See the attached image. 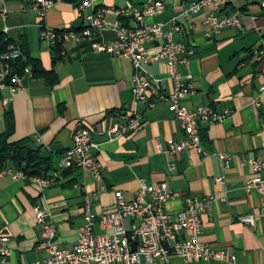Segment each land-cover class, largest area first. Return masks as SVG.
I'll list each match as a JSON object with an SVG mask.
<instances>
[{
  "label": "crops",
  "instance_id": "obj_1",
  "mask_svg": "<svg viewBox=\"0 0 264 264\" xmlns=\"http://www.w3.org/2000/svg\"><path fill=\"white\" fill-rule=\"evenodd\" d=\"M152 1L92 3L96 8L120 10L126 3L139 9ZM161 1L163 12L145 22L167 24L176 17L180 30L173 34V40L193 51L188 63L178 68L180 77L191 76L193 91L183 100V106L187 110L209 106L217 112L231 111L222 123L198 125L205 155L195 151L173 156L166 153L167 141L180 142L184 134L165 101H155L152 108L145 103L133 105V69L129 60L96 54L84 41L60 44L58 50L39 40L41 23L56 31L78 30L85 26V12L58 0L40 20L30 9L29 0H0V10H7L5 22L0 21V36L7 28L8 39L19 44L24 41L28 58L37 61L44 71H53L58 79L53 88L42 79H26L23 89L5 107L2 100L9 95L1 91L0 135L5 131L4 115L9 111L14 126L9 142L31 139L32 147L40 148V155L50 160L52 171L71 146L73 131L85 127L91 142L97 145L92 153L102 167L100 183L89 173L73 169L44 190L8 175L1 176L0 237L8 239L4 246L9 251L2 264H28L45 257L37 250L40 230L32 210L35 205H41L54 222L58 246L70 250L83 222L84 196L91 198L101 188L98 201L92 203V211L100 215L113 210L116 192L122 194L125 202L132 201L138 180L147 185H167L173 198L165 203L164 210L171 217L182 210L186 197L212 198L201 216L200 242L224 249L234 258V264H264V195L243 189L247 179L264 177V173H256L248 164L250 160L264 163V96L258 94L264 83V58L256 60L251 52L264 44V8L260 6L264 0H237L242 13L240 28L221 30L211 38L204 37L203 26L209 8L184 19L181 14L189 0ZM227 13L223 9L218 15ZM104 20L129 29L135 27L133 19L115 14H106ZM113 38V33L103 34L106 41ZM147 50L154 53L156 48ZM145 69L152 76L165 78L162 62L146 65ZM162 87L171 91L167 81ZM256 101L259 107L255 106ZM133 111L139 121L128 127L122 137L108 142L97 135V131L107 129L115 121L123 122ZM219 155L227 157L226 166ZM170 165L174 167L172 171ZM246 216L254 217L253 226L240 222ZM93 232H101L97 223ZM155 264L186 263L172 257L166 263Z\"/></svg>",
  "mask_w": 264,
  "mask_h": 264
},
{
  "label": "built area",
  "instance_id": "obj_2",
  "mask_svg": "<svg viewBox=\"0 0 264 264\" xmlns=\"http://www.w3.org/2000/svg\"><path fill=\"white\" fill-rule=\"evenodd\" d=\"M58 0H31L30 9L40 20ZM237 0H189L181 16H190L209 8V13L203 19L204 37L211 38L224 29L240 28L242 13L237 7ZM264 8V2L261 3ZM77 9L84 13V21L88 24L85 33L73 32L72 29L59 30L52 33V29L41 23L39 40L53 47L64 43L88 42L89 48L96 54H103L118 59L129 60L133 69L131 86L132 103H145L152 108L157 100L165 101L168 110L178 122L184 139L180 142L167 141L166 153L173 156L184 151H195L205 155L200 144L198 125L222 123L231 111L217 112L209 106L187 110L183 100L192 94L191 76L180 77L179 66L186 65L193 56V51L186 45L175 42L173 34L180 30L177 18L169 23L147 24L145 19L158 16L164 10L161 0L135 8L130 3L120 10L113 8H96L92 0H79ZM223 9L228 13L219 16ZM106 14L131 18L135 22L134 28L112 24L104 20ZM7 10H0V21L5 22ZM254 19L253 17L251 18ZM113 33L112 40L103 39V34ZM7 28L2 31L4 41H8L0 49V92L7 91L8 97L2 100L5 107L12 97L23 89L24 81L33 77L31 68L24 67L16 70L14 64L22 58L19 43L6 36ZM147 47H155L154 53H149ZM256 60L264 58V44L252 49ZM162 62L165 65V78L150 75L145 66ZM167 81L171 91L166 92L162 84ZM259 96H264V83L258 88ZM259 107L260 103L255 102ZM139 116L135 111L123 120L115 121L105 130L97 131V135L113 142L122 137L128 127L138 123ZM37 140V137L35 138ZM157 152L161 146L155 141ZM97 145L90 139V132L85 127H77L72 133V144L66 149L56 167L45 177L26 176L21 171L13 170L9 166L0 164V177L11 176L23 183H31L40 190L57 184L63 175L73 169H80L89 173L97 183L101 182V164L93 155L92 149ZM219 159L227 165V157L219 155ZM242 162L240 165L242 166ZM248 164L256 173H264V163L250 160ZM174 169L169 166V171ZM217 182H220L217 180ZM246 193L256 191L264 195V177L254 176L243 183ZM101 188L92 197L83 198V222L78 229L76 244L72 249L60 248L57 244V229L48 212L41 206L33 207L36 225L39 227V242L37 250L45 257L28 264H155L166 263L170 258H180L186 264L194 263H225L234 264V258L228 256L224 249H216L200 242L202 233L201 216L209 207L212 198L198 199L186 197L183 208L174 217L164 210L167 201L173 194L165 183L147 185L138 180V188L130 202L123 200L120 192L114 193L115 204L110 212L96 215L92 211V203L98 201ZM244 225L253 226L254 217L246 216L240 219ZM97 223L100 234L93 232ZM8 239L0 237V264L9 256L4 246Z\"/></svg>",
  "mask_w": 264,
  "mask_h": 264
},
{
  "label": "trees",
  "instance_id": "obj_3",
  "mask_svg": "<svg viewBox=\"0 0 264 264\" xmlns=\"http://www.w3.org/2000/svg\"><path fill=\"white\" fill-rule=\"evenodd\" d=\"M31 1V0H29ZM78 6L77 0H61ZM8 41L0 36V49L7 45ZM22 58L14 64L16 70H21L26 66L31 68L34 78H39L49 87L53 88L58 83V79L53 71H44L37 61L28 58L24 41L20 42ZM59 45L54 49L59 50ZM32 77V78H33ZM61 112V110H60ZM5 131L0 135V164L13 167L14 170L21 171L26 176L45 177L51 171L50 160L40 155V148L32 147L31 139L26 138L17 142H9L13 134V118L8 111L4 115Z\"/></svg>",
  "mask_w": 264,
  "mask_h": 264
},
{
  "label": "bare ground",
  "instance_id": "obj_4",
  "mask_svg": "<svg viewBox=\"0 0 264 264\" xmlns=\"http://www.w3.org/2000/svg\"><path fill=\"white\" fill-rule=\"evenodd\" d=\"M73 32H77V33H85L88 31V24L85 22V26L78 29V30H72ZM52 33H59V31L56 30H52Z\"/></svg>",
  "mask_w": 264,
  "mask_h": 264
}]
</instances>
